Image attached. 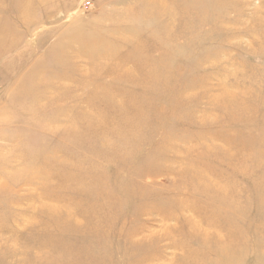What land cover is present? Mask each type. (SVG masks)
<instances>
[{"label":"rangeland","instance_id":"rangeland-1","mask_svg":"<svg viewBox=\"0 0 264 264\" xmlns=\"http://www.w3.org/2000/svg\"><path fill=\"white\" fill-rule=\"evenodd\" d=\"M0 264H264V0H0Z\"/></svg>","mask_w":264,"mask_h":264}]
</instances>
